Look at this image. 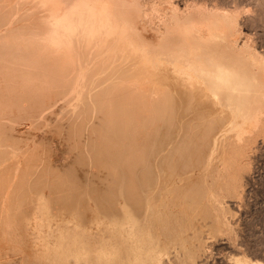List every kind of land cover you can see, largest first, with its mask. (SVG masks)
<instances>
[{"label":"rangeland","instance_id":"374dc122","mask_svg":"<svg viewBox=\"0 0 264 264\" xmlns=\"http://www.w3.org/2000/svg\"><path fill=\"white\" fill-rule=\"evenodd\" d=\"M67 1H69V0H0V43H2V46H0V48L2 47V49H1L2 52H0L1 53L0 55L3 56V54H4L5 57L3 56V58H4L5 62H7V65H6L5 62L2 61L3 59H1V57H0V63H2V64L4 63V66L2 64H0L2 66V67L0 66V70L1 69L5 70V72L1 70L0 75L3 76L2 72H4V73H6L4 75L13 77L12 75H9V74L10 73L13 74L14 71L24 72V73H22V75H21V72H19V73L15 72V73H17L16 75H18V76L16 78L14 77V79H11V77L4 78L5 79L4 83H7L8 81H10V82L14 81L13 87H11V84L5 86V85H3L4 83L3 84L0 83L1 86H4L5 89H7L6 91H8L7 87L10 86L9 88H11V90L9 89V91H11V92L13 91V94L17 93V95L16 94L13 95V94H10L8 92L11 95L10 96L6 92L2 91V90H4V87H1L2 90H0V92H2L0 94H2L1 97L3 99V102L1 101V103H0V111H1V113H0V115H1L0 116V121H1L0 124L2 126H3V124L6 125L5 127L3 126V128H6V129L11 127L10 129L6 130V129L1 128L2 126H0V130L1 129L3 130V131L1 130L2 132L0 131V134L2 133V135H0V153H1L0 154L1 155L0 156V158H1L0 159V165L3 164V167H4L3 169H9L8 170L9 172H7V170H3L2 166H1L0 172H1V174L2 173L6 174L5 172H2V171H6L7 174H9L12 177V178L11 177L5 178V176H3V174L1 176V177H4L5 179H9L7 181V183L10 184L11 188L8 187L7 185H5L7 183L2 184L3 182H5L3 178L1 179V180H3V182L0 180V182H1L0 183L1 184L0 190L2 189L1 191H6V192L8 190H10L8 192L11 193V194L10 193L5 194V195L8 194L9 198H11V199L7 200L8 196L7 197L5 195L3 196L2 193H4V192H0V196L4 197V198L3 197L0 198L1 199L0 200V214H1L0 215V264H146V263L147 264H165V262L168 260L171 261V262H168V264H170V263H172V264H220L221 263L220 262L221 256L227 258L226 260L229 261L228 258H230V257L232 258L234 256V254L236 255L235 257L238 258V259H236L237 261L239 260V257L241 259L237 262L236 260L230 258L231 260H234V262L236 261L237 264L240 263V261H242V260L244 261L245 258L246 259L248 258V260H245V263L242 262V264H246V261L248 263L250 262L249 264H251V263L252 264H256V263L257 264H263L264 263V253H263L264 252V143L261 142V148L259 149V151L256 152L257 154L253 155L252 158H254L256 156L254 159H252L254 161H251L250 157H249V159H243L242 160V162H243L242 164H246L250 161L253 164L251 163L252 164L251 168H248V169L245 168L248 174H246V171L243 170L245 172H242V174H244L243 177H245L244 179H246V180H244V179L242 180V178H241V180L239 179L238 182L241 181L240 186H238L240 182L238 184H236L237 183L236 182L234 184H236L237 188L233 187L234 184L232 185V183H229V180L227 178H225L224 181H221V180H223L224 177H222L220 179L218 177L219 176L218 173H215V176L218 175V176H216V179L219 178L220 179L219 183H222L220 185L226 184V186L224 185L222 187L221 186L219 187L218 186L219 180L214 179V181H217V183H214L213 179H210L211 177L205 176L206 175L205 172H207L206 170L208 169V167H212V166H215V168L217 170H220L222 167L221 163H223L222 161L226 160V158H227L225 153H223V155L220 157H218L219 152H217V155H213V156L211 153V148L214 145L213 144L214 142H215V147H217L219 149H221L222 144H225L227 142L226 140L228 139V135L225 134V130H224L227 127L225 126L226 128H224V124H223V126H222V124H220L219 130L216 131V134H215L216 136H214V135L212 136V140H211L212 146L208 145L209 147L207 146L205 148L206 153L205 152L203 153L201 161H198L195 164H191L190 166H186V161L189 158V154L193 151V147H194L193 142H195V140H193V138L195 136L199 137L198 134L202 135L204 132L203 130H204V126H205V124H204L205 120H203L202 117H200L201 113L204 110L202 108H199V106L197 108V106H193V105H191L189 107L188 105H183V104L180 105L179 104V106L180 107L182 106V108H180L177 105V107L180 109H178L177 107L174 109V111H173L174 117H173V120L171 122H170V120H169V122H167V120H165L164 123L162 122V124L161 123L157 124V132L155 134L156 136H154V139H156V142L158 144V145L156 144L157 148H155L157 151L153 149V151L151 153V157H150V163L152 164V167H153V174H155V175L152 176L153 180H151V184L148 188V192H149L148 194L149 195L147 194L149 196V199H151V200H148V202L149 203L151 202L153 206L152 207L149 206V205H151V203L147 205L148 202L146 201V204L144 205L145 207L143 209L144 211L147 210V211H145L146 214L144 213L145 214L144 215L143 213H141L142 216H139L140 215L139 214L137 216V218L134 215L131 216V214L130 215L125 214L126 212L122 211V209L117 211V215H115L116 212H114V211L112 213V211H111V210H113L112 205H111L112 203H111V201H109V199H107L108 198L107 188L105 187L104 184H102L100 181L97 180V176H96V174L99 173L100 169H99V165L97 164L94 157L96 155L95 150L98 148L97 144H99L98 142H99L100 138H99L98 133L96 132L97 126L95 125V121H96V117H97L96 116L97 115L96 110L98 109L100 100H96L95 95L98 93L99 90L110 85L111 82L114 83V82L121 80L120 76L119 75H117V76L111 75V76H109L110 77L109 78V77H107L108 74H102V73H99V74L105 75V76L101 77V75H98V74H97V76H95L96 74H94L93 70L90 69L91 66L88 65L89 64L88 62L86 63V66H88V67H85L84 69H82V71L84 73V74H82L80 70H81V67L85 66V62H84L85 60L84 61L79 60V61H81V63H79V61H78L79 57L77 56L78 54L74 53L75 55L73 56V58L76 57V60L74 61V63L75 62H78V63L77 64L75 63V65H76L75 67L73 66L74 64L71 65V63H70L72 69L73 68L74 69L72 70L70 67V69L72 70V71L71 70L70 71L72 73L68 74L66 76L71 75L74 78H76V76L78 78V75H79L80 76L79 80L75 79L76 80L75 81L72 77H70L74 81L66 78L67 80H69V83L66 86H59L58 87L56 84H54V86H53V83H56L57 80H54L55 78H50V77L55 76L56 78L57 77L60 78V75L58 74L59 72L57 71V69L54 72L52 71L53 69H50V67L53 65V62H51V60H49V62H47L45 59V62H44L43 59L46 58V56H44V55H46L47 53H45V54L41 53V55L44 54L43 55L44 58H42V60L45 64L44 67L40 66V65L37 66V64H39L37 61V60H39V57H37V60L34 61V62H36L35 63L36 66L34 67V66H32V65H34V63L32 62L33 61L32 58L36 57V56H34L35 54H33L32 52L28 53L25 51V49H21V48L26 46L25 42L28 43L27 48L28 47L32 48L31 51H34L33 50V48L35 47L34 45H39L38 42L39 43L42 42V43L50 46L47 43H50L51 40H53V38L51 39V37H56V35H54V34L59 35L56 37V40L63 41L62 44H66V46L68 48H71L70 52L73 50L72 49L73 47H74V49L78 48V37L77 38H70L72 36H69L71 34L72 35L75 34V36H76L79 32V30H78L79 27L77 26L78 25V16L76 18L77 21H75L76 19H74L75 16L73 14L76 12H72V15L74 17H73V19L70 18L71 20H69V16L67 17V15H65V14H67L66 13L67 11L65 12V10L67 9V5H66L68 3ZM145 1L149 2L148 4H149V6H151L155 0H145ZM229 2H228L229 5L232 4V5H230L231 7H233V5H235V4H237L241 8L240 14L243 17L240 16V19H242V20H240V23H239L240 25L238 26L240 32L242 30V33H244V34L245 33L253 34V35H251L252 37H254L253 41H255L258 44L261 42L259 45L263 46V48H264V1L263 0H229ZM241 4L245 5V6H242ZM68 10H70V9H68ZM69 13H71V12H69ZM69 13H68V15H70ZM259 15H260V17H259ZM250 17H252V19ZM253 17L257 21H255L253 19ZM256 22L258 24H256ZM71 24H73V25H71ZM66 29L69 31H67ZM65 32H67L68 35ZM59 33H61V34H59ZM62 34H66L67 36H65V37H67V38H65L63 36L64 38L60 39V38H62V36H60ZM20 37L21 38L27 37L26 39H28L30 37L31 39L30 38L28 39V41L30 40L29 41L30 43L25 39L24 40L21 39ZM2 39H5L4 42L8 43V44H3L4 42ZM39 39H41V40L38 41ZM258 39H261V40H258ZM16 40H18V41H16ZM11 41L14 43H12ZM32 41H35V42H32ZM17 42H18V44H17ZM75 43H77V44H75ZM11 44L16 45V47H14ZM7 46H9V50L7 49ZM11 46H13V47H11ZM61 47H63V45ZM11 48H13V49H11ZM34 49H36V48H34ZM26 50H28V49H26ZM59 51H61V50H59ZM40 52H42V50H40ZM77 52H78V50H77ZM36 53H39V51H37ZM60 54H61V52H60ZM29 55H30V57H29ZM69 55H71V53ZM18 56H19V58H21V60H18L19 59ZM65 56H62V57H65ZM47 57H48V55H47ZM66 57L69 58V56H66ZM27 59H29V62L26 63V61H28ZM61 59H63V58H61ZM71 60H70V62H72ZM22 61H23V63H22ZM46 62H47V64H46ZM64 62H66V60ZM31 63H33V64H31ZM48 63L52 64V65L49 67ZM25 64H27V65H25ZM41 64H43V63H41ZM79 64H81V67L77 69V67L80 66ZM22 65H23V67H20ZM14 66L18 70H15V68H13ZM25 66H26V68L24 69ZM59 66H61V62L59 64ZM3 67H5V68H3ZM35 68H37V69H35ZM44 68H46L47 70ZM21 69H24V70H21ZM27 69H29V70H27ZM32 69H33V71L34 70L35 71L33 72ZM25 70H27V71H25ZM58 70H59V68H58ZM75 70H79V71H75ZM56 71H57V73H56ZM28 72L31 75H29ZM35 72H36V74H35ZM50 73H53V74H50ZM74 73H76V76ZM41 75H43V76H41ZM44 75H47V76H44ZM92 75H94V76H92ZM1 76H0V81L3 82L1 80L2 79ZM104 77H107V78H104ZM42 78H43V80H42ZM83 78L84 79L86 78L85 81ZM6 79H7V81H6ZM110 79H112V80L115 79V80L112 81ZM107 80H108V82H107ZM33 81H34V83H35V81L37 83L34 84ZM39 81H40V83L42 82L43 85L40 84ZM22 82H24V84H25L24 86H23ZM19 83H21V84H19ZM37 84H39V85H37ZM30 85L32 87H30ZM17 87H21V88H17ZM23 87H27V88L30 87L29 88L30 91H25V90H27V88H26L25 90H23V95H21L22 94L21 89ZM37 87H38V90L41 89V90H39L40 93L44 89L45 90L42 91L43 94H45L46 91H48V92H46L47 94L49 93L48 99H47V95L43 96V94H41V96H43L41 98L44 99V97H46L45 98L46 100H43L39 96H36V94L39 92L38 90H37L38 92L36 91L37 92L36 94L34 93L35 98L38 97L39 101L40 100H42L43 102L45 101L44 103H37L38 105L35 104L37 99L34 98L33 94H31V96L34 99L32 97H29L30 93L31 92L33 93V91L35 92ZM42 87H43V89H42ZM46 87H48V88H46ZM32 88H33V90H32ZM53 89L56 93L54 91H50ZM5 93H6V95H5ZM19 93L21 96L19 95ZM25 93H27V95ZM24 94H25V96H24ZM90 95L92 98L89 99ZM18 96H20V97H18ZM22 96H24V98H22ZM62 96L63 97L66 96V97L62 98ZM1 97H0V99H1ZM10 98H12V99H10ZM17 98H20V99L22 98L20 104H19L20 99H17ZM28 98H31V100ZM62 99H64L65 101H63ZM16 102H18L20 107ZM69 102H70V104H69ZM14 103H15V105H14ZM67 104H68V106H66ZM1 105H3V107ZM10 105H11V107H10ZM89 105H91V106H89ZM7 106H9V107H7ZM24 106H27V108H24ZM16 107H18V108H16ZM54 107H56V109H54ZM5 108H8L9 111H8V109H5ZM23 108H24V110H23ZM28 108H29V111H28ZM70 109H72L73 112ZM32 110L33 111L36 110V111L33 112ZM205 111H207V113H209V114L214 113V110H212V109H208ZM12 112H14V113H12ZM89 113H90V116H89ZM168 113L170 114V112H168ZM8 114L11 116H9ZM83 114H85V115H83ZM93 115H94V117H93ZM82 118H83V120H82ZM210 119L212 120V118L209 117V120ZM55 120H57L56 123H55ZM73 120H74V122H71ZM80 121H83V123H84V131H82V132H84V134L82 133L84 137L81 136L80 139H78V137L76 135H74V133L76 134V132H74L72 136L75 139V142H78L79 145L76 144L75 142L72 143L71 145H69V142H65V139H67L66 141H68V137H67L68 135L66 133L68 131L67 125L68 126L72 125V127L75 128L76 124L79 123ZM69 129H70V127H69ZM221 129H223V131L219 132ZM91 130L93 132L95 131L96 135H93ZM143 133H145V131H143ZM160 134H162L163 136ZM164 134L166 136H164ZM170 135H172V136H170ZM162 137H164V138H162ZM215 137H217L218 139L217 138L215 139ZM222 137L224 139H222ZM2 138H3V140H2ZM19 138H21V139H19ZM220 138L222 140H220ZM7 139L11 140V142L8 141ZM15 139L17 140V142H19V141L20 142L17 143ZM160 139H162V140H160ZM217 140H220V141H217ZM216 143H217V145H216ZM73 144H74V146L78 145L77 148L72 146ZM262 145H263V147H262ZM70 147L75 148L76 151H77V149H80V151L82 150L84 156L87 157V158H85L86 161H84V163L86 162L84 167H83V164L81 166V167H83L82 169L80 166H78L80 168L76 167V164H75L76 159L73 158V157H75L74 155H76V153L78 151L76 152L75 149L70 148ZM160 147H162V148H160ZM4 149H6V151H4ZM22 149H24V150H22ZM169 152L171 154H169ZM183 153H185V154H183ZM172 154H174V155H172ZM60 155H62V156H60ZM168 155H170V156H168ZM208 156H212V158L211 157L208 158ZM28 158H29V160H28ZM31 158L35 159V163L33 162L34 160L31 161ZM164 158L167 160H164ZM181 158L185 159V161L182 160ZM215 159H217V160H215ZM210 160H211V163H210ZM246 160H248V161H246ZM29 161H31L33 163V164L32 163L31 164L34 165V167L30 165ZM71 161H74L73 166L77 168L75 170L76 174L80 171V169L82 172H79V174H78V177H79L78 183H77L74 191L70 192L72 194V196H71L72 202H71V204H68V203H65V201H63L64 199L59 198L62 190L61 191L60 190H58V191L53 190L51 178L56 176L57 171H55V170H57L61 164L65 163V162L68 163ZM159 161L162 163V165ZM204 161H205V163H204ZM25 163L29 164V167ZM213 163H215V165H213ZM210 164H212V165H210ZM4 165H7V166H4ZM201 166L203 168H201ZM205 166L207 168H205ZM63 167H64V164H63ZM187 167H189V168H187ZM20 168H22V169H20ZM20 170L22 172L24 171L22 175H21ZM77 170H79V171H77ZM53 171H55V172H53ZM81 174H83V175H81ZM24 175L26 177L28 176V178H26ZM247 175H249L250 178ZM22 176H24L25 179ZM17 179L20 181L22 180L21 182L24 181V183L21 184L20 181H18ZM247 179H249V180H247ZM208 180L210 181V183L208 182ZM226 180L228 182H225ZM12 181L14 183L17 182L16 184L19 183L21 185L16 186V184L14 185L13 183H11ZM196 181H198V183H204L205 182L207 188H212V189H208V192H210L211 190H212V192H211V194L207 193L205 195V199H207L209 201V203L212 206H214V208H216L215 206H218V205L220 206V204L222 203L223 208H225V209H220L221 206L218 208L220 209L221 212H223L224 210H226L228 208V206L229 207L231 206L230 208H228L229 213L228 214L226 213V217L228 219L226 217H224L225 215L223 216V214H221V212H219V209L217 208L218 210H216V211L218 213H220L219 218L220 217L221 218L219 220H221V223H219L220 221L217 223V221H216L217 219L216 220L213 219L214 220L213 222L216 221L217 225L219 224L218 227H215L216 224L214 225V223L212 222V218H218V216L216 217V214L213 215L214 217H208V218H200L201 216L194 217L191 214L192 217H190V218H193V221H194L193 222V221H191V219L187 218L186 214H184L185 211H183V207H182L183 204H181V207H179L180 209L179 208L175 209L177 202L180 204L181 201L182 202L186 201V198L184 197V195H185L186 191L189 190L191 185H192V187L195 185L194 182L196 183ZM242 182H243V184L245 183L244 184L245 186L249 184L248 185L249 188L247 186H246L247 189L243 188L244 186H243ZM99 184H101V185H99ZM229 184H231V186H232L231 189L233 188L232 190H234V192L230 191L231 189L228 190L227 187H230ZM2 185H4V186H2ZM11 185H14V186H11ZM13 187H15V188L18 187V188H16L17 190H15V188H13ZM238 187H240V188H238ZM184 188L185 189L187 188V189L185 190ZM213 188H214V190H213ZM220 188H224L225 191L227 189L228 191H226V192H228V193H225V191H223V189L220 190ZM236 189H238V191ZM245 189H246V191H245ZM155 190H157V191H155ZM216 190L218 192L219 191L220 192L218 193ZM20 191L22 192V194H19V193H21ZM182 191L184 193H182ZM239 191H242L241 194H239L240 193ZM56 192L57 193L60 192V195L56 194ZM151 192L155 193V194H152ZM230 192H233V193L230 194ZM63 194L64 195L62 197H65V193H63ZM102 194L104 196L107 194L106 195L107 197H102L103 196ZM180 194H182V195H180ZM212 194H213V198L215 196V199H216L217 196H219L218 197L219 200L221 201L220 198H222L223 201L221 203L219 200H218V202L214 201L212 197L210 198V196H212ZM234 194L235 195L239 194L240 196L239 195L235 196ZM18 196L21 198L20 199L16 198ZM178 196H179V198L182 199L180 202H179V198H177ZM12 198L14 199V201L12 200ZM102 198H103V200H102ZM119 198H121V199H119ZM17 199H19L20 201L17 202L16 201ZM115 200L117 201V203H118V201L121 200L120 203H118V205H119V207L122 206V204H123V198L122 197L117 196V198ZM6 201H8V202H6ZM10 201H12V202H10ZM152 201H154L155 203H153ZM5 202H6V204H5ZM109 202H110V204H109ZM174 202H175V204L173 205ZM212 202L215 204H213ZM216 202L220 203V204L217 205ZM242 202H244V203H242ZM7 204H9V205H7ZM224 204L226 206H224ZM146 205L149 206L150 208H152L153 211H151V209H148V207H146ZM18 206H19V208H18ZM109 206H111V207H109ZM7 208L9 210L10 209H12V210L8 211ZM20 209H22V211ZM155 209H157V211L160 210L158 212L161 214L162 219L159 217L160 214L158 215V212ZM18 210H20V211H18ZM181 210L183 211L182 212L183 214H181ZM228 210L225 212H228ZM1 211H3V212H1ZM109 211H111V213L114 215H111V213ZM149 212H150L151 216L149 215ZM165 212L167 213V215ZM119 213H121V214H119ZM152 213H154L156 216L157 215L158 216L153 218L154 215H152ZM173 213H174L175 217L173 216ZM171 214H172V217H171ZM177 214H179V215L176 216ZM112 216H114L115 218L117 217L116 218L117 220H115V223L113 221L114 217L112 218ZM121 216H122V218H121ZM125 216L127 219L124 218ZM118 217H119V219H118ZM174 218L175 219L177 218L176 219L177 222L173 220ZM124 219H125V221H124ZM198 219H199V221H197ZM119 220H121V222ZM186 220H188V221H186ZM196 221H197V223H196ZM227 221H229V222H227ZM130 222H132V223H130ZM205 222H207V225H205L206 224ZM112 223L115 225H113ZM169 223H170V225H169ZM208 223H213V224L210 225ZM223 223H224V227H225V225L226 226L230 225L229 226L230 228L227 227L228 229L231 230L230 234H229V232H226V231H228L227 228L225 231V228L222 227ZM227 223H230V224H227ZM177 224H178V226H177ZM184 224H185V226H184ZM200 224L201 225L204 224L205 228L202 227ZM122 225H123V229L121 228ZM158 225H161V227H159ZM179 225H180V227H179ZM197 226H200V228ZM206 227H207V229H206ZM220 227H222L221 231L223 233H221L220 230L217 232L216 228L220 229ZM196 228H197V230H198V228L200 229L199 232L196 230ZM233 228H234V230H233ZM181 229H183V230L180 232ZM201 229H203L205 232H210V234L203 233L204 231H202ZM173 230H174V232H173ZM211 231H213L214 233ZM147 232L151 233V234H147ZM171 232H173V234H171ZM185 232H187V233H185ZM224 232H226V233H224ZM169 233L172 236L175 233L174 237L171 238L172 236L170 237ZM179 233L180 234L182 233V234L180 235ZM176 234H178V235H176ZM194 234L199 235V236L201 235V236L199 237V236H196ZM218 234H221V235L223 234V236H221V235L219 236ZM128 235H130V237ZM185 235H186V237H185ZM176 237H178V238H176ZM182 237H184L186 240ZM165 238H166V240H165ZM173 239H175L176 241H174ZM141 240L143 242H140ZM149 241H151V242H149ZM172 241H174V242H172ZM179 241H181V242H179ZM219 242H221V243L225 242V243L220 245ZM226 242L227 243L229 242V244L227 245ZM172 243H174V245ZM205 243H207V244H205ZM141 244H143V245H141ZM195 244H196V246H195ZM213 244H215V245H213ZM171 245H173L174 248ZM191 245H192V247H190ZM233 245H234V247H232ZM239 245H241V246H239ZM184 246L187 248H190V249H186ZM160 247H162V248H160ZM205 247H207V248H205ZM227 247H230V248L227 249ZM200 248L202 251L200 250ZM231 248H233V249H231ZM130 249H131V251H130ZM195 249H197V250H195ZM208 249L211 250V251L209 250L210 253L208 252ZM161 251L162 252L164 251V253H161ZM204 251L207 253V255ZM201 252H203L204 254ZM156 253L158 255L159 254H163V255H159L160 256L159 257L158 255H156ZM166 254L169 255L168 257H171V259L167 260ZM132 255H134V256H132ZM150 255H151V257H150ZM152 256H154V257H152ZM145 257H147V258H145ZM223 257L221 259H225ZM235 257H233V258H235ZM242 257H243V259H242ZM127 258H129V259H127ZM149 258H151V260ZM164 258H166V260ZM152 260H154V261H152ZM163 260H165V261L162 263L161 261H163ZM257 261H259V263ZM231 262H233V261H231ZM223 264H225V263H223ZM232 264H235V263H232Z\"/></svg>","mask_w":264,"mask_h":264},{"label":"bare ground","instance_id":"6f19581e","mask_svg":"<svg viewBox=\"0 0 264 264\" xmlns=\"http://www.w3.org/2000/svg\"><path fill=\"white\" fill-rule=\"evenodd\" d=\"M67 2H66L67 3L66 4L67 9L65 10V12L67 11L66 12L67 14H65V15H67V17L69 16V20H71L70 18L73 19L74 16H75L74 19H76L78 16V25L77 26L79 27V29H78L79 32L76 36H75V34L69 35V36H72L70 38H77L78 37V48L74 49V47H73L72 48L73 52L72 51L70 52L71 48H68L66 46V44H62L63 41L56 40V37L59 35L54 34V35H56V37H51V39L53 38V40H51L50 43H47L50 46H48L42 42L41 43L38 42L39 45H34L35 47L33 46L36 49L33 48L34 51H31L32 48L31 47L27 48L28 43L25 42L26 46L21 48V49H25V51L28 53L32 52L33 54H35L34 56H36V57L32 58L33 59L32 62L34 63V65H32V66H34V67L36 66V64H35L36 62H34V61L37 60V57H39V60H37L39 64H37V66L40 65V66L44 67L45 59L47 62H49V60H51V62H53V65L48 63L49 64L48 66L50 67L52 65L50 67V69H53L52 70L53 72L57 69V71L59 72L58 74L60 75V78H58V77L56 78L55 76L50 77V78H55L54 80H57L56 83H53V86H54V84H56L58 87L59 86H66L69 83V80H73V79L79 80L80 76L78 75V78H77L76 73H74L76 78L72 77L71 75L66 76L68 74H71L72 73L71 71L74 69V68L72 69L71 65L74 64L73 66L75 67L76 66L75 63L76 64L78 63V62L74 63V61L76 60V57L73 58V56L75 54H78L77 55L79 57L78 61L79 60H82V61L85 60L84 61L85 66L84 67H81V64H79L80 66L77 67V69L81 67L80 71L82 74H84L82 69H84L85 67H88V66H86V63L88 62L89 63L88 65L91 66V68L90 67L89 68L93 70V73L96 74L95 76H97V74L101 75L99 73L108 74L107 77H109L111 75H116V76L119 75L120 76L121 80L118 79L119 81H117V82H114V83L111 82L110 85H108L105 88H102L95 95V99L100 100L98 109L96 110L97 111L96 112L97 117H96V121H95V125L97 126L96 132L98 133L99 138H100L99 142H98L99 144H97L98 148L95 150L96 155L94 157V159L96 160L97 164L99 165V169H100L99 173L96 174V176H97V180L100 181L102 184H104L105 187L107 188V191H108L107 192L108 193L107 199H109V201H111V203H112L111 204L112 209H113V210H111L112 213L114 211V212H116L115 215H117V211L122 209V211L126 212L125 214H127V215L131 214V216L134 215L137 218V216L139 214H140L139 216H142L141 213L144 214L145 211H147V210L144 211L143 209L145 207L144 205L146 204V201L148 202V200H151V199H149V196H148L149 195L148 194L149 193L148 188L151 184V180H153L152 176L155 174H153V167H152V164L150 163V157H151V153H152L153 149L156 150L155 148H157L156 147L157 142H156V139H154V136H156L155 134L157 132V124H159V123L162 124V122L164 123L165 120H167V122H169V120H170V122H171L173 120V117H174L173 111L177 107V105L179 106V104L180 105L181 104L188 105L189 107L191 105H193V106H197V108L199 106V108H202L204 110L200 116V117H202L203 120H205L204 130L202 129L204 132L202 135L198 134L199 137L195 136L193 138V140H195V142H193L194 147H193V151L191 150L192 152L189 154L188 160L186 161V166H190L191 164H195L196 162L201 161L203 153L205 152V148L208 145H211L212 136L213 135L216 136L215 134H216V131L219 130L220 124H222V126L224 124V128L227 127L226 129H224L225 134L228 135V139L226 138L227 142L225 144H222L221 149L215 147V142L213 143L214 144L213 146L211 145L212 148L211 147L210 148H211L212 156L217 155V152H219L218 157L222 156L223 153H225L227 158H226V160L222 161L223 163H221L222 167L220 170H217L215 168V166L208 167V169L206 170L207 172H205V174H206L205 176L211 177L210 179H213V181H214V179H216V176L219 175L218 177L220 179L222 177H224L223 180H221V181H224V179L227 178L229 180V183H232V185L236 182H237L236 184H238L240 182L238 185V186H240L241 181L238 182V180L239 179L241 180V178L243 180L245 178V177H243L244 174H242V172L246 171L245 168L248 169V168L252 167L253 163L251 161H254L252 159H254L256 156L254 158H252V157H253V155L257 154L256 152L259 151V149L261 148V142L264 143V48H263V46L259 45L261 42L258 44L255 41H253L254 37L251 36L253 34H250V33L244 34V33H242V30L240 32V30L238 28V26L240 25L239 24L240 20H242V19H240V16H242L240 14V11H241L240 6L235 4V5H233V7H231L230 5H232V4L229 5V3H230L229 0L228 1L227 0H157L156 1L155 0L151 6H149V4H148L149 2H146L145 0H69ZM242 6H245V5H242ZM68 9H70V10H68ZM69 12H71V13H69ZM72 12H76L73 14L74 16L72 15ZM68 13L70 15H68ZM254 17H253V19H254ZM259 17H260V15H259ZM250 18L252 19V17H250ZM256 19H254V20L257 21ZM75 21H77V19ZM256 24H258V23L256 22ZM71 25H73V24H71ZM67 31H69V30H67ZM65 33L67 34V32H65ZM59 34H61V33H59ZM66 34L60 35V36H62V38H60V39H63L65 36L68 35V34L67 35ZM26 38L27 37H23L21 39H23V40L25 39L28 41V39L30 37L28 39H26ZM65 38H67V37H65ZM2 40L4 42L5 39H2ZM40 40L41 39H39L38 41H40ZM258 40H261V39H258ZM16 41H18V40H16ZM32 42H35V41H32ZM12 43H14V42H12ZM0 44H1L0 46H2V43H0ZM3 44H8V43L4 42ZM17 44H18V42H17ZM75 44H77V43H75ZM11 45H13V44H11ZM62 45H63V47H61ZM13 46L16 47V45H13ZM13 46H11V47H13ZM1 49H2V47L0 48V52H2ZM7 49L9 50V46H7ZM11 49H13V48H11ZM26 49H28V50H26ZM40 50H42V52H40ZM59 50H61V51H59ZM77 50H78V52H77ZM37 51H39V53H36ZM60 52H61V54H60ZM41 53H44V54L47 53L46 55L43 54L44 56H46V58H44V56L41 55ZM70 53H71V55H69ZM47 55H48V57H47ZM65 55L69 56L70 59L68 57H66ZM3 56H4V54H3ZM3 56L0 55L1 59H3L2 61L5 62ZM62 56H65V57H62ZM29 57H30V55H29ZM18 58H19V56H18ZM42 58H44L43 59L44 62H43ZM61 58H63V59H61ZM29 59H27L28 61H26V63L29 62ZM18 60H21V58H19ZM65 60H66V62H64ZM70 60L72 62H70ZM23 61H22V63H23ZM40 62L43 64H41ZM47 62H46V64H47ZM60 62H61V66H59ZM33 63H31V64H33ZM70 63H71V65H70ZM79 63H81V61H79ZM0 64H2V63H0ZM5 64L7 65V62H5ZM2 65L4 66V63ZM25 65H27V64H25ZM20 67H23V65ZM70 67L72 70L70 69ZM3 68H5V67H3ZM13 68H15V70H18V69H16L15 66ZM25 68H26V66L24 67V69ZM58 68H59V70H58ZM24 69H21V70H24ZM35 69H37V68H35ZM44 69H46V68H44ZM27 70H29V69H27ZM27 70H25V71H27ZM2 71L5 72V70H2ZM32 71H33V69H32ZM57 71H56V73H57ZM75 71H79V70H75ZM4 72H2L3 76L0 75L2 77L1 80L3 81V82L0 81V83H2V84L5 82L4 78L11 77V76L4 75V74H6ZM15 72H17V71H14L13 74L12 73L9 74V75L13 76V77H11V79H14V77L16 78L18 76L16 74L21 72V71H19L17 73H15ZM22 73H24V72H21V75H22ZM28 74L31 75L29 72H28ZM35 74H36V72H35ZM50 74H53V73H50ZM41 76H43V75H41ZM44 76H47V75H44ZM92 76H94V75H92ZM102 76H105V75H101V77ZM70 77H72L73 79ZM107 77H104V78H107ZM66 78H68L69 80H67ZM85 79H84V81H85ZM42 80H43V78H42ZM110 80H112V79H110ZM114 80H112V81H114ZM6 81H7V79H6ZM36 81H35V83L33 81V83L36 84L37 83ZM9 82L10 81H8L7 83H4L3 85L7 86V85L11 84V87H13L14 81H12L10 83ZM107 82H108V80H107ZM22 83L24 86L25 85L24 82H22ZM39 83H40V81H39ZM19 84H21V83H19ZM40 84L43 85L42 82ZM37 85H39V84H37ZM1 87H4V86H1V84H0V88ZM9 87H7L8 91H6L7 89H5V87H4L5 91L2 90V88L0 90H2L3 92H6L7 94H9V93L13 94V91L12 92L9 91V89L11 90V88H9ZM30 87H32V86L30 85ZM48 87H46V88H48ZM17 88H21V87H17ZM23 88L21 89L22 90L21 95H23V90H25L27 87H23ZM29 88H27V90H25V91H30ZM42 89H43V87H42ZM32 90H33V88H32ZM37 90H38V87L35 90V92L33 91V93L32 92L30 93L29 97H32L31 94H33V96H34L41 89H39L38 91ZM44 90H42V91H44ZM42 91H41V93L39 91L37 93L38 95L36 94V96H39L41 98L44 95H47V99H48L49 93L48 94L46 93L48 91H46L45 94H43ZM50 91H54V89L50 90ZM0 93H2V92H0ZM6 93H5V95H6ZM27 93H25V94L27 95ZM15 94L17 95V93H15ZM15 94H13V95H15ZM25 94H24V96H25ZM41 94H43V96H41ZM1 95L2 94H0V97H1ZM19 95H20V93H19ZM20 96H18V97H20ZM24 96H22V98H24ZM65 97L62 96V98H65ZM34 98H35V96H34ZM45 98L46 97H44V99L43 98H41V99L46 100ZM90 98H92L91 95H90L89 99ZM1 99H2V97H1ZM1 99H0V103H1V101L3 102V99L2 100ZM10 99H12V98H10ZM17 99H20V98H17ZM21 99L19 101V104L21 102ZM28 99L31 100V98H28ZM35 99H37L35 104L45 102V101L43 102L42 100L39 101L38 97ZM62 100L65 101L64 99H62ZM16 103L18 104V102H16ZM69 104H70V102H69ZM14 105H15V103H14ZM1 106L3 107V105H1ZM66 106H68V104ZM89 106H91V105H89ZM7 107H9V106H7ZM10 107H11V105H10ZM19 107H20V105H19ZM16 108H18V107H16ZM24 108H27V106H24ZM24 108H23V110H24ZM29 108H28V111H29ZM180 108H182V106ZM180 108H178V109H180ZM5 109H8V108H5ZM54 109H56V107H54ZM208 109L214 110V113L213 114L207 113V111H205V110H208ZM70 110L72 111V109H70ZM8 111H9V109H8ZM35 111H33V112H35ZM168 112H170V114ZM0 113H1V111H0ZM12 113H14V112H12ZM83 115H85V114H83ZM9 116H11V115H9ZM89 116H90V113H89ZM93 117H94V115H93ZM209 117L212 118V120L211 119L209 120ZM82 120H83V118H82ZM56 121L57 120H55V123H56ZM71 122H74V120ZM0 126H2V125L0 124ZM3 126L5 127L6 125L3 124ZM3 126L1 128H3ZM67 127H68V129L67 128L66 129L68 131L66 133L68 135L67 136L68 141H66L67 139H65V142H69V145H71L72 143L75 142V139L72 136L74 132H76V134L74 133V135H76L78 137V139H80L81 136L84 137L83 136L84 132H82V131H84L83 121H80L79 123H77L75 128H73L72 125L71 126L67 125ZM69 127H70V129H69ZM10 128L11 127L7 128V129L6 128H3V129L8 130ZM143 131H145V133H143ZM221 131H223V129H221L219 132H221ZM91 132L93 135H96L95 131L93 132L91 130ZM165 134H164V136H166ZM0 135H2V133ZM160 135H162V134H160ZM170 136H172V135H170ZM162 138H164V137H162ZM216 138L217 137H215V139ZM19 139H21V138H19ZM222 139H224V138L222 137ZM222 139L220 138V140H222ZM2 140H3V138H2ZM160 140H162V139H160ZM220 140H217V141H220ZM8 141L11 142V140H8ZM16 142H17V140H16ZM19 142H17V143H19ZM75 143L78 144V142H75ZM216 145H217V143H216ZM72 146H74V144ZM77 146H74V147L77 148ZM162 147H160V148H162ZM262 147H263V145H262ZM70 148H73V147H70ZM75 148H73V149H75ZM22 150H24V149H22ZM4 151H6V149H4ZM75 151H76V149H75ZM77 151H76L77 153L75 152L76 153V155H74L75 157H73L74 159H76V162H75L76 167L80 168L82 166V164L84 167V165L86 163V162L84 163V161H86L85 158H87V157L84 156L82 150L80 151V149H77ZM169 154H171V153L169 152ZM183 154H185V153H183ZM172 155H174V154H172ZM60 156H62V155H60ZM168 156H170V155H168ZM212 156H208V158L209 157L212 158ZM249 157H250L251 161L246 163V164H242L243 163L242 160L243 159H249ZM29 158H28V160H29ZM32 160H34L33 162L35 163V159L31 158V161ZM164 160H167V159L164 158ZM182 160L185 161V159H182ZM215 160H217V159H215ZM31 161H29V163L31 166L34 167V165H32L33 163ZM246 161H248V160H246ZM73 163H74V161H71L68 163L65 162V163H63L64 167H63V164H61L59 168L55 165L58 168L57 170H55V171H57V174H56V176H54V177L52 176L53 178H51L53 190L54 191H58V190L61 191L62 190L61 195H60V192H58V193L56 192V194L60 195V197L58 195L57 196L59 198L64 199L63 201H65V203H68V204H71V202H72V200H71L72 194L70 192L74 191V189L78 183V178H79L78 174H79V172H82L81 169L83 168V167H81L80 171L77 170L79 172L76 174L75 170L77 168L73 166ZM204 163H205V161H204ZM210 163H211V160H210ZM26 165H28V167H29V164H26ZM161 165H162V163H161ZM210 165H212V164H210ZM213 165H215V163H213ZM1 166L3 169L4 168L3 164L0 165V168H1ZM4 166H7V165H4ZM78 166H80V167H78ZM22 168H20V169H22ZM187 168H189V167H187ZM201 168H203V167L201 166ZM205 168H207V167L205 166ZM3 170H7V172H9L8 171L9 169H3ZM243 170H245V171H243ZM55 171H53V172H55ZM2 172L6 173V174L2 173L3 176H5V178L11 177L9 174H7L6 171H2ZM23 172L21 171V175L23 174ZM215 173H218V175L215 176ZM0 174H1V172H0ZM2 174L0 175V180L3 178L5 181V182H3V180H1L3 182L2 184L7 183V181L9 179H5L4 177H1ZM246 174H248L247 171H246ZM81 175H83V174H81ZM24 176H22V177L24 178ZM247 176L249 177V175H247ZM26 178H28V176ZM219 178L216 179V180H219L218 181L219 185L218 184L217 185L219 187L220 186L222 187L224 185L226 186V184L220 185L222 183H219L220 182ZM244 180H246V179H244ZM247 180H249V179H247ZM13 181L11 183H13L15 185L20 180H18L15 183ZM21 181H20L21 184L24 183V181L23 182H21ZM208 182L210 183L209 180H208ZM225 182H228V181L226 180ZM243 182H242V184H243ZM214 183H217V181H214ZM8 184L9 183H7L5 185L10 187V184L9 185ZM21 184L18 183V184H16V186L17 185L20 186ZM194 184L195 185L193 187L191 185V187H192V188L190 187L191 189L189 188V190L186 191V193L184 195V197L186 198V201L185 202L183 201L184 203L181 201L182 199L179 198V196L177 197V198H179V202L181 201L182 203L180 202V204H179L177 202L175 209L181 207V204H183L182 207H183V211H185L184 214H186L187 218L191 219V221H193V218H190V217H192L191 214L194 217L201 216L200 218L214 217L213 215L216 214V217L218 216V218H212V222L217 219L216 220L217 223L219 221H220L219 223H221V220H219L221 218V217L219 218L220 213H218L216 210H218L219 209L218 207H220V206H221L220 209H225V208H223V204L221 203L223 201L222 198H220L221 199V201H220L218 198L219 196H217L218 199L217 198L215 199V196L213 198V194H212V196H210V198L212 197L214 201L218 202V200H219L220 203L222 204L221 205L220 203L216 202L217 205L220 204V206L218 205V206H215L216 208H214V206H212L209 203V201L207 199H205V195L207 193L211 194V192H212V190L211 191L209 190L210 192H208V189H212V188H207L205 182L204 183H198V181H196V183L194 182ZM236 184H234L233 187H236ZM244 184H243L244 187L243 186L242 187L247 189L249 184L246 185L247 187ZM14 185H11V186H14ZM99 185H101V184H99ZM229 185H230V187H227L228 190L231 189V187H232L231 184H229ZM2 186H4V185H2ZM13 188H15V187H13ZM16 188H18V187H16ZM16 188H15V190H17ZM224 188H220V190L223 189V191H225ZM238 188H240V187H238ZM232 189L230 191L234 192V190H232ZM246 189H245V191H246ZM1 190H0V192H4V193H2L3 196L6 193H8V194L10 193V192H8V191H10L8 189H7L8 190L7 192L1 191ZM213 190H214V188H213ZM228 190L226 189V191H228ZM236 190L238 191V189H236ZM155 191H157V190H155ZM226 191H225V193H228ZM62 192L65 193V197H62L64 195ZM233 192H230V194ZM239 192L238 193L241 194L242 191H239ZM182 193H184V192L182 191ZM8 194L5 195L6 197L8 196L7 200L11 199V198H9ZM19 194H22V192ZM152 194H155V193H152ZM239 194H237V195H239ZM106 195L105 196L103 195L102 197H107ZM180 195H182V194H180ZM237 195H235V196H237ZM3 196H0V198ZM117 196L123 198V204L120 207H119L118 203H120L121 200L118 201V203L115 200L117 198ZM16 198L20 199L21 197L18 196ZM19 199H17L16 201L17 202L20 201ZM119 199H121V198H119ZM12 200L14 201L13 198H12ZM102 200H103V198H102ZM6 202H8V201H6ZM6 202H5V204H6ZM10 202H12V201H10ZM152 202L155 203L154 201H152ZM150 203L148 202L147 205ZM242 203H244V202H242ZM109 204H110V202H109ZM174 204H175V202L173 203V205ZM213 204H215V203H213ZM225 204H224V206H226ZM7 205H9V204H7ZM147 205H146V207H148V209H151V211H153V209L149 207V206H151V207L153 206L152 203L149 206H147ZM109 207H111V206H109ZM230 207L228 206V208H230ZM18 208H19V206H18ZM228 208L226 210H224L223 212H221L219 209V212H221V214H223V216L225 215L224 217H226V213L227 214L229 213ZM10 210H12V209H10ZM10 210L8 209V211H10ZM20 210L22 211V209H20ZM20 210H18V211H20ZM155 210L157 211V209H155ZM227 210H228V212H225ZM111 211H109V212L111 213ZM158 211H160V210H158ZM183 211L181 210V214H183L182 213ZM1 212H3V211H1ZM112 213H111V215H114ZM154 213H152V215H154L153 218L157 217L160 214L158 212V215L156 216ZM119 214H121V213H119ZM149 215H150V212H149ZM166 215H167V213H166ZM178 215L179 214H177L176 216H178ZM122 216H121V218H122ZM173 216H174V213H173ZM113 217L114 216H112V218ZM119 217H118V219H119ZM159 217L162 219L161 214ZM171 217H172V214H171ZM116 218L115 217L113 218L114 223H115V220H117ZM124 218H126V216ZM176 219L174 218L173 220L176 221ZM119 221L121 222V220H119ZM124 221H125V219H124ZM186 221H188V220H186ZM197 221H199V219ZM197 221H196V223H197ZM216 221L213 223H214V225L216 224L215 227H218L219 224L217 225ZM229 221H227V222H229ZM130 223H132V222H130ZM205 223H206L205 225H207V222H205ZM213 223H208V224L211 225ZM227 224H230V223H227ZM113 225H115V224H113ZM169 225H170V223H169ZM158 226L161 227V225H158ZM177 226H178V224H177ZM184 226H185V224H184ZM201 226L205 228L204 224ZM229 226L225 225V227H224V223L222 225V227L225 228V231H226V228ZM179 227H180V225H179ZM197 227L200 228V226H197ZM222 227H220V229L216 228L217 232L219 230L221 231ZM121 228L123 229V225ZM199 228H198V230L196 228V230L198 232L200 230ZM206 229H207V227H206ZM182 230L183 229H181L180 232ZM201 230L204 231L203 229H201ZM227 230L228 231H226V232H229V234H230L231 230L228 228H227ZM233 230H234V228H233ZM173 232H174V230H173ZM173 232H171V234H173ZM211 232H213V231H211ZM226 232H224V233H226ZM185 233H187V232H185ZM203 233L210 234V232H205V231ZM221 233H223V232L221 231ZM147 234H151V233L147 232ZM169 235H170V233H169ZM174 235H175V233H174ZM174 235L173 236L170 235V237L172 236L171 238H173ZM176 235H178V234H176ZM194 235H196V234H194ZM218 235L220 236L221 234H218ZM128 236L130 237V235H128ZM196 236H199V235H196ZM221 236H223V234ZM178 237H176V238H178ZM185 237H186V235H185ZM182 238H184V237H182ZM165 240H166V238H165ZM173 240L176 241L175 239H173ZM174 241H172V242H174ZM140 242H143V241L141 240ZM149 242H151V241H149ZM179 242H181V241H179ZM229 242L228 243L226 242V244L228 245ZM219 243H220V245H222L225 242L224 243L219 242ZM172 244L174 245V243H172ZM205 244H207V243H205ZM141 245H143V244H141ZM173 245H171V246H173ZM213 245H215V244H213ZM195 246H196V244H195ZM239 246H241V245H239ZM190 247H192V245ZM232 247H234V245ZM160 248H162V247H160ZM173 248H174V246H173ZM185 248L190 249L187 247H185ZM205 248H207V247H205ZM228 248H230V247H227V249ZM231 249H233V248H231ZM195 250H197V249H195ZM200 250H201V248H200ZM209 250L210 249H208V252H209ZM130 251H131V249H130ZM161 253H164V251L163 252L161 251ZM201 253H203V252H201ZM156 255H158V254L156 253ZM159 255H163V254H159ZM206 255H207V253H206ZM132 256H134V255H132ZM168 256L169 255H167V260L171 259V257H168ZM235 256L236 255L234 254L233 257H235ZM150 257H151V255H150ZM152 257H154V256H152ZM222 257L223 256H221V258ZM233 257L232 258L230 257V258L234 259V260L238 259L236 257L235 258H233ZM145 258H147V257H145ZM221 258H220L221 263L223 262L225 264H232V263L237 264L236 263L237 260L234 262V260H231L230 258H228L229 261H227L226 260L227 258H225V257H223L225 259H221ZM127 259H129V258H127ZM149 259L151 260V258H149ZM164 259L166 260V258H164ZM242 259H243V257H242ZM165 260H163L161 262L163 263ZM230 260L233 262H231ZM239 260H241L240 257H239ZM245 260H248V258L247 259L245 258ZM245 260L240 261V263L241 264H242V262L245 263ZM152 261H154V260H152ZM166 262H165V264H168V262H171V261L168 260ZM257 262L259 263V261H257ZM240 263H238V264H240ZM247 263L248 262L246 261V264ZM170 264H172V263H170Z\"/></svg>","mask_w":264,"mask_h":264}]
</instances>
